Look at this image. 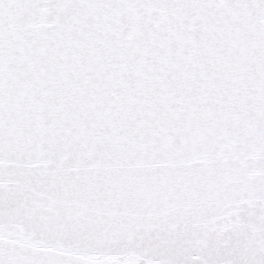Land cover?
Wrapping results in <instances>:
<instances>
[{"label":"snow or ice","instance_id":"snow-or-ice-1","mask_svg":"<svg viewBox=\"0 0 264 264\" xmlns=\"http://www.w3.org/2000/svg\"><path fill=\"white\" fill-rule=\"evenodd\" d=\"M0 264H264V0H0Z\"/></svg>","mask_w":264,"mask_h":264}]
</instances>
